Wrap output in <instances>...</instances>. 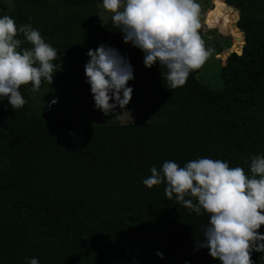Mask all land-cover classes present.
Listing matches in <instances>:
<instances>
[{
  "label": "trees",
  "instance_id": "obj_1",
  "mask_svg": "<svg viewBox=\"0 0 264 264\" xmlns=\"http://www.w3.org/2000/svg\"><path fill=\"white\" fill-rule=\"evenodd\" d=\"M261 1L230 0L245 45L240 55L224 56V87L215 91L197 79L199 70L183 87L167 88L159 63L146 68L143 52L124 43L111 18L101 24L102 0H14L0 17L30 24L58 59L48 109L37 108L23 86L22 108L0 99V264H221L197 248L208 217L169 200L164 184L148 189L143 180L165 161L183 167L202 157L250 174V157L264 155ZM226 2L212 0L209 14L234 21ZM234 32L239 50L243 38ZM101 44L130 62L128 84L146 86L147 121H88L84 65ZM251 259L264 264V252L252 251Z\"/></svg>",
  "mask_w": 264,
  "mask_h": 264
},
{
  "label": "clouds",
  "instance_id": "obj_2",
  "mask_svg": "<svg viewBox=\"0 0 264 264\" xmlns=\"http://www.w3.org/2000/svg\"><path fill=\"white\" fill-rule=\"evenodd\" d=\"M102 8L112 14L124 43L143 52L146 68L159 63L169 89L183 87L210 55L199 35L201 9L196 0H102ZM24 42L31 47H21ZM57 52L30 24L17 27L11 16L0 17V99L18 110L26 104L21 86L31 85L35 94L43 84H52ZM87 56L84 72L95 108L104 115L117 106L125 109L133 93L127 86L134 79L130 62L107 44L89 49ZM150 171L143 180L148 189L164 184L169 200L208 217L197 248H207L221 264H253L251 252H264V234L258 231L264 226V155L250 157V174L207 157L183 167L169 160ZM27 264L39 261L31 258Z\"/></svg>",
  "mask_w": 264,
  "mask_h": 264
},
{
  "label": "rangeland",
  "instance_id": "obj_3",
  "mask_svg": "<svg viewBox=\"0 0 264 264\" xmlns=\"http://www.w3.org/2000/svg\"><path fill=\"white\" fill-rule=\"evenodd\" d=\"M200 5V24L201 31L199 35L204 41V46L210 50V55L205 64L199 69L197 79L204 85L208 86L211 90H221L224 87L221 78V71L225 68L222 65L224 56L228 57L231 52L238 49L241 38L235 35V27L233 16L227 14L224 20H218L215 16L209 14L212 7V0H196ZM264 7V0L261 1ZM227 5L231 9L233 15L237 12L232 10L233 5L230 0H227ZM14 7V0H0V16L3 13L10 12ZM99 19L101 24H104L111 18V13L103 10L102 4L98 5ZM205 15V16H204ZM222 21V22H221ZM233 21V22H232ZM240 34V33H239ZM243 40L244 37L242 36ZM225 58V60H226ZM128 87L133 89L132 98L126 105L125 109L117 108L114 112L104 115L100 110L95 108L93 95H89V111L88 121L95 123H109L116 122L121 124L135 123L147 121L148 116L145 113L144 105L147 98L146 86L143 84H128ZM26 90H30L31 85L23 86ZM46 90L52 91L51 84H43L40 91L32 94L29 93V98L36 104L39 109H48L50 102L49 96L45 93ZM112 102V101H110Z\"/></svg>",
  "mask_w": 264,
  "mask_h": 264
},
{
  "label": "water",
  "instance_id": "obj_4",
  "mask_svg": "<svg viewBox=\"0 0 264 264\" xmlns=\"http://www.w3.org/2000/svg\"><path fill=\"white\" fill-rule=\"evenodd\" d=\"M231 8H232V10H234V11L237 12L236 17H235V20H234V24L236 25L237 22H238V20H239V18H240V15H239L238 9L236 7L233 6ZM201 29H202V27H200L199 31H201ZM235 31L238 32V33H240L243 36V33L239 31V29L237 28V26L235 27ZM244 45H245V41L243 40L242 47L239 50H234L231 53H236V54H239L240 55L242 53V50H243ZM225 69H227V62H225Z\"/></svg>",
  "mask_w": 264,
  "mask_h": 264
},
{
  "label": "crops",
  "instance_id": "obj_5",
  "mask_svg": "<svg viewBox=\"0 0 264 264\" xmlns=\"http://www.w3.org/2000/svg\"><path fill=\"white\" fill-rule=\"evenodd\" d=\"M205 16V15H204ZM203 22H204V19H203V21H202V23L201 24H203Z\"/></svg>",
  "mask_w": 264,
  "mask_h": 264
}]
</instances>
